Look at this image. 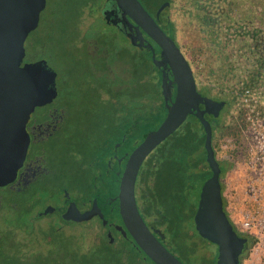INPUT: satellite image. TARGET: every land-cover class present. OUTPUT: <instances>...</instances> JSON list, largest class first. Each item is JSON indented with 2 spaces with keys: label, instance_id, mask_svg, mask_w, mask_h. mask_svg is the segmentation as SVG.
<instances>
[{
  "label": "trees",
  "instance_id": "trees-1",
  "mask_svg": "<svg viewBox=\"0 0 264 264\" xmlns=\"http://www.w3.org/2000/svg\"><path fill=\"white\" fill-rule=\"evenodd\" d=\"M99 1L62 0L60 3H54V0H46V7L40 14L37 28L27 37L30 41H28L26 46L24 45L25 53L26 48L28 52H33L32 55L28 56L33 57V61L43 59L49 61L48 56L46 57L45 55L48 54V46L50 45L52 46V52L53 50L61 51L62 60L68 61L64 62L66 74L63 75L61 72V75L57 74V82L60 89L64 87L66 77L75 78L80 74V70L83 67V71L86 74L90 73L92 78L95 77L94 70L87 67L85 62H80V57L83 58L85 56L87 60L92 57L87 50L90 42L93 41L87 39L81 33L80 25L85 11L94 14L95 8H99ZM48 12H59L62 14L61 19L56 18L60 23L55 27H52L48 21ZM252 36L255 37L254 34ZM76 40L81 42V44H75ZM103 47L101 46V48ZM253 52L257 58L258 66L255 74L252 75L245 85L248 89L259 83V77L264 72V49L255 47ZM128 64L131 66L128 74L131 80L133 79L135 87L127 89L131 94L138 92L139 94H136L135 98L139 99L142 96V92L138 88L144 89L146 87L148 90L150 86V88H153V90H150L153 98L150 99L151 105L149 109L144 113L147 117L144 118V115L139 112L132 111L131 113L134 115L133 121L127 122L124 125L125 129L131 130L133 128L132 125L135 123L139 124L141 119L142 124L145 122V124L151 123L154 126H158L165 117V112L163 113L162 110L159 74L152 67L149 56L148 62H128ZM128 64H125L126 68ZM116 66H120V64L117 63L115 68ZM150 68L158 76L154 84L150 82ZM101 70L103 72V67ZM103 78L95 79L86 83V85L76 79L72 89L77 92L74 94L73 99L76 98L80 104L89 109H85L84 116L90 118V125L92 124L90 127L100 132L101 130L106 131L112 128L111 114L113 111H111V108L113 109L114 106H117L115 104V95L123 93L122 91L124 90H120L126 87L125 82H120L119 85L118 82L115 83L112 80L108 83ZM137 86L139 87L136 88ZM101 96L108 97L107 103H100ZM90 107L95 110L91 111ZM134 108H137V105ZM150 113L151 118L148 116ZM91 118L96 120V122H91ZM188 118L190 119H186L177 131L148 156L137 178L135 190L138 210L143 220L150 225L149 229L170 253L174 256L175 253H179V256L186 262L189 261V257L197 253V249H203L205 245H211L200 238L192 226L191 229L187 227L188 224L190 227L195 214L196 200L201 186L210 175V170L205 162L202 128L196 119ZM122 122L120 121L121 124ZM194 122L199 125L202 134H198L193 130L192 123ZM145 127L138 128L137 132L141 134L152 128ZM119 138L120 136L118 140ZM214 138H212L213 143ZM106 140L108 141L105 142H109V138H106ZM75 146L82 148V143L78 142ZM200 150L201 154H199ZM80 151L84 155L85 151ZM81 152L77 154L80 156ZM82 159L80 162H82ZM84 181L88 188L85 193L86 197L98 196L101 198V209L98 207L100 211L93 212L92 215H89L87 219L81 222L60 221L58 225H50L48 234H46L47 244L40 241V236H37L38 231L34 221L36 216H40L35 213L39 205L42 207L45 201L46 203L48 201L49 204L52 198L61 195L59 187H50L51 183L48 182V195L46 194V187L36 189L33 197L31 193L27 194L28 192L17 195L19 197L22 196L23 200L26 201V206L24 203L25 207L21 205L20 211L23 212L21 215L22 221L15 225L16 218H13V215L18 211L15 209L17 204H12L13 197H9L7 193H4L3 196L8 213H2L1 205L0 264H154L136 246L123 227L118 213V201L114 198L118 193V184L114 185L112 179L108 176L96 178L89 174L84 177ZM73 189H75V186ZM36 195H42V199L40 200ZM88 221L97 222V225L94 226L95 229L86 228L80 231L70 228V224L76 225ZM21 230L23 232L19 233ZM20 234L22 235L21 237ZM249 238L250 248L255 240L250 236ZM182 239L188 240V247L181 243L180 240ZM8 252H10L9 255H6ZM216 256L217 252L215 256L211 254L209 258L201 257V262L205 264L215 261ZM176 258L181 261L179 257Z\"/></svg>",
  "mask_w": 264,
  "mask_h": 264
},
{
  "label": "rangeland",
  "instance_id": "rangeland-1",
  "mask_svg": "<svg viewBox=\"0 0 264 264\" xmlns=\"http://www.w3.org/2000/svg\"><path fill=\"white\" fill-rule=\"evenodd\" d=\"M60 2H62V0H54V3ZM99 4V8H95L94 14L85 11L80 25L82 30L81 33H83L87 39L93 40L90 42V46L87 50L92 57L88 60L85 59V56L83 58L80 57V62H85L87 67L94 70L95 77L92 78L90 73L86 74L83 71V67L80 70V74L75 78L71 76L65 78L66 82L62 89L58 86L59 92L61 93H59V97L53 106L65 112V123L63 122V124H61V128L65 130L63 134L57 138V143L50 145L51 147L48 146V141L41 144L42 158H39L36 163L38 165L42 159L45 171L47 173L49 169L52 171L51 175L47 174V188L49 182L51 183L50 187H59L61 194L65 195L64 199H68L70 195L73 201L72 204L77 211L83 199H87L85 193L86 190L88 191V188L85 184L84 177H87L88 174H93L90 169L87 170L88 166L90 168L91 166L96 167L93 165V163L96 162V158L92 157H100L106 154V146L104 145L106 144L109 146V142L105 143V139L118 140L120 136L122 142L127 140V143L134 144V142L141 139V135L137 132L138 128H146L145 126L150 128L154 126L151 123L145 124V122H143L142 124L141 119L139 124L135 123L132 125L133 132L129 129H125L124 124L133 121L134 115L131 113L132 111L139 112L141 115H144V118L147 117L144 113L149 109L151 105L150 99L153 98V94L150 92L153 88H150V86L148 90L146 87L144 89L138 88L139 86L136 87L142 92V96H140L139 99L135 98V95L139 94L138 92L131 94L127 89L135 87L133 79L131 80L128 74V72L130 73L129 69L131 67L128 62H148V58L144 52L134 49L125 39L124 35L118 33L117 29H114L110 23H107L102 18L101 6L103 0L99 1ZM61 16L62 14L59 12H48V21L52 27L60 23L56 18L61 19ZM246 18H248L245 23L248 25L246 31L253 29L254 26L258 28V25H255V19L253 23V19L248 16H246ZM261 28H264V21L261 22ZM251 35H248V37H251ZM248 37L246 36L242 41L238 40V42H233L227 47L230 58V75L223 86L225 88L235 87L240 95L236 98L231 110L225 117L224 130L216 134L213 147L217 159L223 162L227 168V173L222 179V183L225 186L223 197L227 201L226 213L237 231L247 234L255 240L243 257L241 264H264V72L259 77V83L250 89V93L245 94V91L248 89L245 85L252 75L255 74L258 66V61L254 52H252L249 58L247 57L248 46H250ZM177 39L182 53L192 68L196 83L205 85L208 84L212 78L216 80L218 78V71L221 70V61L211 57L200 38L196 34L188 32V30H179ZM28 41H30L29 38L24 44L25 46ZM74 43L81 44L78 40ZM101 46L104 47L101 48ZM32 53L31 51L28 52L26 48L24 62L33 61V57H28L32 55ZM61 54L62 52L59 50H53L52 52V46L50 45L48 46V54L45 55L46 57L48 56L49 60L47 61V59H45L47 64L49 63L58 75H61L60 72L63 75L66 74L64 62H68L62 60ZM117 63L120 64V66H116L118 71L115 68ZM122 63H127L128 67L126 68L125 64ZM102 67L103 72H101ZM151 70L150 68L149 78L151 84H154L158 76L156 72H152ZM101 77H104L103 79H106L108 83L111 80L115 83L118 82L119 85L120 82H125L126 87L125 89L119 87L121 89L120 91H124H122L123 93L115 95V104L117 106H114L113 109L111 108V111H113L111 114L112 128L110 126V130H101L100 132L90 127L92 126L89 122L90 118L84 116V111L88 108L80 104L76 98L73 99L74 94L77 92L72 89L76 79H79L83 85H86V83ZM107 99V96H101L100 103H107ZM142 100H144V102H142ZM64 102L66 103L64 104ZM135 105H137V108L133 109ZM94 110V108H91V111ZM148 116L151 118V113L148 114ZM120 121H123L122 124ZM91 122H96V120L91 118ZM192 125L195 132L202 134L196 122L192 123ZM78 142L80 144L82 143V148L75 146ZM80 150L85 151L84 155H82ZM78 152H81L80 156L77 154ZM199 154H201V150ZM81 159L82 162H80ZM146 160L144 163H146ZM144 163L140 170L143 168ZM33 170L34 168H28L26 179L32 177ZM23 179H25V176ZM74 186L75 189H73ZM15 187L17 188L18 186ZM29 193H31L33 197L34 191L28 192L27 194ZM36 196L40 200L42 199V195ZM12 197V204L15 205L16 203L15 209L18 210L15 215H13V218H16L15 225L22 221L21 215L23 212H21L20 209L23 203L26 206V201L23 200L22 196L13 195ZM52 201L59 207L66 204L61 195L58 197L55 196L52 198ZM7 209L4 199L2 203V213H8V211H6ZM68 209L69 207L65 211L66 214L68 213ZM38 210L40 212V217L36 216L34 221L36 230L38 231L37 236H40V241L47 244L48 240L46 239V234H48V227H50V225L59 224L60 214L52 215L48 212L47 215L46 212H43L40 205L37 207L35 214H37ZM41 214H43V216H41ZM44 214L46 216H44ZM145 222L150 228L148 222ZM96 225L97 222L88 221L76 225L70 224V228L82 231L86 228L95 229L94 226ZM191 226L192 224L190 223V227L189 224L187 227L191 229ZM21 232H23V230L19 231V233ZM21 236L20 234V237ZM180 241L183 245L189 246L187 239H182ZM216 252V246L211 244L205 245L203 249H197V253L189 257V261L187 262L179 256V253H175V256L179 257L185 264H203L201 262V257L209 258L211 254L215 256ZM9 253L10 252L6 255H9ZM205 264H215V261H210Z\"/></svg>",
  "mask_w": 264,
  "mask_h": 264
},
{
  "label": "water",
  "instance_id": "water-1",
  "mask_svg": "<svg viewBox=\"0 0 264 264\" xmlns=\"http://www.w3.org/2000/svg\"><path fill=\"white\" fill-rule=\"evenodd\" d=\"M110 4L121 13L122 23L129 24L131 20L134 27L160 49L159 58H156L152 44L144 41L152 53V67L161 72L165 107L169 86L166 72H171L175 86V95L170 99L164 119L129 155L119 180L116 199L123 227L152 263L183 264L146 225L137 207L135 185L146 158L177 131L187 117H195L202 126L205 162L211 176L201 186L191 224L200 238L216 246L215 264H240L239 258L247 249V238L236 232L224 210L221 170L212 147L211 125L205 119V115L217 118L222 104L197 93L190 64L174 40L164 34L138 0H111ZM45 7L46 0H0V188L14 183L24 164L30 143L26 126L31 114L57 96V74L48 67L47 61L24 62L25 41L37 28ZM106 15L104 9V17ZM201 106L203 110H200ZM95 211H100L95 199L91 209L83 214L70 203L68 213L63 214L62 219L81 222Z\"/></svg>",
  "mask_w": 264,
  "mask_h": 264
},
{
  "label": "flooded vegetation",
  "instance_id": "flooded-vegetation-1",
  "mask_svg": "<svg viewBox=\"0 0 264 264\" xmlns=\"http://www.w3.org/2000/svg\"><path fill=\"white\" fill-rule=\"evenodd\" d=\"M110 1L111 0H103V4L101 6V15L103 19L107 23H110L114 29H117L118 33L124 35L125 39L128 41V43H130L133 46L134 49L140 52H144L147 55V58L149 56L151 59L152 53L148 48L145 47L146 44L144 42L145 40L149 41L152 44L153 48L155 49L156 58H159L158 52L160 51V49L146 36V34L142 33L141 31H138L134 27V24L132 23L131 20L130 23H132L133 25L125 22L122 23L121 13H119V11H117L115 7L110 4ZM138 1L145 9V11L155 21V23L161 28L164 34L174 40L176 46L180 49V51H181V47L178 43L177 34L179 30H188V32L192 34H196L200 38L204 47L208 50L209 54L213 59L221 61L222 64L221 70L218 71L217 74L218 78L216 80L212 78V80H210V82L205 85L196 83V89L198 94L200 95L205 94L209 99L222 104V109L220 110L217 118H212L210 115H205V119L208 120L211 125L212 138L215 137L217 133L224 130L225 117L227 113L231 110L236 98L240 95V93L238 92V90L235 89V87L225 88L223 86V84L227 81L230 75V68H229L230 58L228 54L229 50L227 47L229 44H232L233 42L236 41L238 42V40L242 41L245 39L246 36L248 37V35L254 34L255 40H253L254 43L253 51L255 50V47L259 49H264V28L263 29L261 28V22L264 21V0H138ZM104 9L107 12V15L105 16L107 17V20L104 17ZM246 16L253 19L252 21L253 23L255 19V25L257 24L258 28L254 26L253 29H249L248 31H245L244 28L245 27L247 28L248 26L247 24H245L247 21L246 19H248L246 18ZM230 35H233L236 39L235 40L229 39ZM250 40L251 39H248V41ZM48 67L52 68L49 65V63H48ZM157 71L159 74V80L161 82V72L160 70ZM166 76L169 83L168 93H167L168 95H166L167 106L165 107L163 97L161 101L162 110L163 113L165 112L164 113L165 115L167 113L166 110H168L170 106V99H173L175 95V86L174 84H172L173 77L171 75V72H166ZM55 81H56L55 86L57 89L56 98L48 105H45L40 108H36L30 116V119L26 126L27 133L30 137V143L27 150L26 159L24 161L23 166L19 169L14 183L6 187L0 188V207L4 201V196H3L4 193H7L10 197L13 195H19L20 193H27L30 191L33 192L36 189H41L42 187L47 188V182H46L47 174L51 175L52 171L50 169L48 170V173L45 171V169L43 168L42 159L38 165L36 164L38 162V159L42 158L41 144H44V142L46 141H48V146L57 143L58 141L57 138L61 134H63L65 130L61 128V124H63V122L65 123L64 121L65 112L62 109L53 106V104H55L56 100L58 99L60 93L58 89L57 75ZM160 92H161V85H160ZM65 103L66 102H64V104ZM200 110H203L202 106L200 107ZM192 118L196 119L195 117ZM199 125L202 128L200 123ZM157 127L158 126H154L151 129L147 130L146 132L141 133L140 134L141 139L137 142H134V144L127 143V140L122 142L121 138H119V140L109 139V143H108L109 146H107L106 144L104 145L106 146V154L96 158L95 160L96 162L93 163V165H95L96 167L91 166V168L90 167L88 168L90 169L91 172H93L92 176L96 178L108 176L110 179H112L113 181L112 183L114 185L116 183L118 184V188H119V180L125 169V165L127 159L129 158V155L142 142L144 136L149 131H153L157 129ZM105 141L108 140L105 139ZM215 158L221 170L220 184L222 188V198H223V205L225 210L227 201L223 197V190L225 189V186L222 183V179L227 173V168L223 164V162L217 159L216 154H215ZM28 168L30 169L34 168L33 170L34 172L32 174V177L26 179ZM140 171L141 170H139V173ZM24 176L25 179H23ZM210 176H211V171L209 177ZM15 186L18 187L16 188ZM135 190H136V185H135ZM46 194L48 195V188ZM61 196L63 197V201L66 202V204L64 203L65 205L62 207H59L58 205H56V203H53L54 201H51L49 204L48 201L47 203L45 201L42 204L43 212H46L47 215L48 212L51 213L52 215L60 214L59 222L64 221L62 219V215L69 207V204L73 203L72 199L70 198V195L68 199L67 198L64 199L65 195L63 194H61ZM116 196H114V198H116ZM94 199L96 200L97 207L101 209L100 207L101 198L97 196V197L83 199V201L81 202V206L78 208V211L81 214L88 212L92 207V202ZM39 213L40 212L38 210L37 212L38 216ZM44 216L46 215L44 214ZM236 232L239 235L247 238V244H248L247 249L240 256V258L243 259L246 252L248 251L250 238L247 234H244L237 230Z\"/></svg>",
  "mask_w": 264,
  "mask_h": 264
},
{
  "label": "built area",
  "instance_id": "built-area-1",
  "mask_svg": "<svg viewBox=\"0 0 264 264\" xmlns=\"http://www.w3.org/2000/svg\"><path fill=\"white\" fill-rule=\"evenodd\" d=\"M245 29V31L247 30V28L245 27L244 28ZM229 39H235V37L233 36V35H230V37H229ZM249 39H251L250 41H249V45L250 46H248V54H247V57L249 58L250 57V55L252 54V52H253V40H255V38L254 37H249ZM234 57V56H233ZM248 93H250V89H247L246 91H245V94H248Z\"/></svg>",
  "mask_w": 264,
  "mask_h": 264
}]
</instances>
